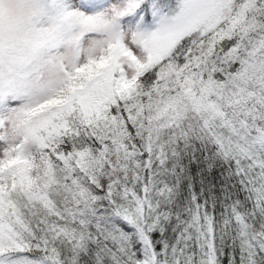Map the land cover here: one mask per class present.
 Returning <instances> with one entry per match:
<instances>
[{
  "label": "snow or ice",
  "instance_id": "6c2138e0",
  "mask_svg": "<svg viewBox=\"0 0 264 264\" xmlns=\"http://www.w3.org/2000/svg\"><path fill=\"white\" fill-rule=\"evenodd\" d=\"M0 264H264V0H0Z\"/></svg>",
  "mask_w": 264,
  "mask_h": 264
}]
</instances>
